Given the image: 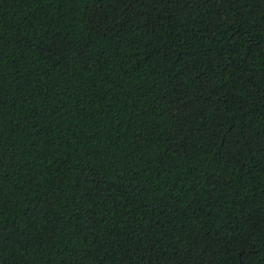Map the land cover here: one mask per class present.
<instances>
[{"label":"trees","instance_id":"1","mask_svg":"<svg viewBox=\"0 0 264 264\" xmlns=\"http://www.w3.org/2000/svg\"><path fill=\"white\" fill-rule=\"evenodd\" d=\"M0 264H264V0H0Z\"/></svg>","mask_w":264,"mask_h":264}]
</instances>
